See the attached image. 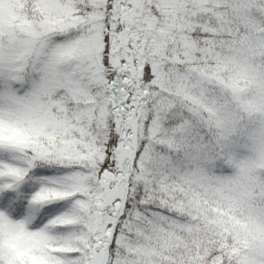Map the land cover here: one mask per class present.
<instances>
[{
    "label": "snow or ice",
    "instance_id": "6c2138e0",
    "mask_svg": "<svg viewBox=\"0 0 264 264\" xmlns=\"http://www.w3.org/2000/svg\"><path fill=\"white\" fill-rule=\"evenodd\" d=\"M0 264H264V0H0Z\"/></svg>",
    "mask_w": 264,
    "mask_h": 264
},
{
    "label": "trees",
    "instance_id": "16d2710c",
    "mask_svg": "<svg viewBox=\"0 0 264 264\" xmlns=\"http://www.w3.org/2000/svg\"><path fill=\"white\" fill-rule=\"evenodd\" d=\"M241 55H242V57L246 56V58L248 59L249 63L252 62L251 53H243L242 52ZM193 151L194 152L196 151L195 146L193 147ZM238 151L240 153L241 158L247 157L249 155L247 145L243 141H241V143L239 145V148H238ZM204 174L209 176V177L220 176V175H228V176L236 177L237 176V170L233 169V171L231 173L222 174V173H219V172H214L213 168L211 166H205Z\"/></svg>",
    "mask_w": 264,
    "mask_h": 264
}]
</instances>
